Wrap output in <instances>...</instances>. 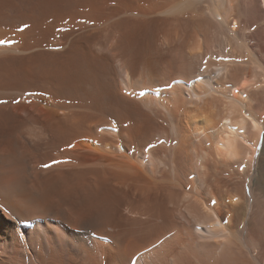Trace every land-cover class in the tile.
<instances>
[{
    "label": "bare ground",
    "instance_id": "6f19581e",
    "mask_svg": "<svg viewBox=\"0 0 264 264\" xmlns=\"http://www.w3.org/2000/svg\"><path fill=\"white\" fill-rule=\"evenodd\" d=\"M0 40V264H264V0H0Z\"/></svg>",
    "mask_w": 264,
    "mask_h": 264
},
{
    "label": "snow or ice",
    "instance_id": "6c2138e0",
    "mask_svg": "<svg viewBox=\"0 0 264 264\" xmlns=\"http://www.w3.org/2000/svg\"><path fill=\"white\" fill-rule=\"evenodd\" d=\"M25 28L27 27V25L24 26ZM21 31L23 30V28L20 29ZM0 46H11V44L7 41L4 40H0ZM0 103H4V101H0Z\"/></svg>",
    "mask_w": 264,
    "mask_h": 264
}]
</instances>
